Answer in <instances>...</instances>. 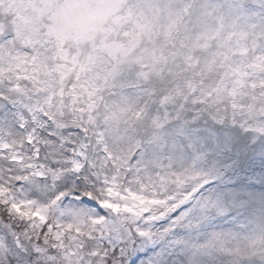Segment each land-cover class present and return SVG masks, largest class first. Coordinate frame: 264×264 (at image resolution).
I'll list each match as a JSON object with an SVG mask.
<instances>
[{"label":"snow or ice","instance_id":"6c2138e0","mask_svg":"<svg viewBox=\"0 0 264 264\" xmlns=\"http://www.w3.org/2000/svg\"><path fill=\"white\" fill-rule=\"evenodd\" d=\"M0 264H264V0H0Z\"/></svg>","mask_w":264,"mask_h":264}]
</instances>
